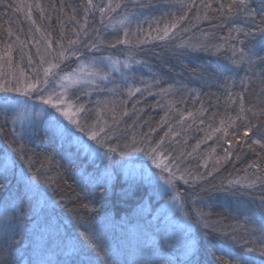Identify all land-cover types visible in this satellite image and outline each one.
Listing matches in <instances>:
<instances>
[{
	"label": "trees",
	"instance_id": "16d2710c",
	"mask_svg": "<svg viewBox=\"0 0 264 264\" xmlns=\"http://www.w3.org/2000/svg\"><path fill=\"white\" fill-rule=\"evenodd\" d=\"M17 2L18 0H4V3L0 4V50L3 49L4 44H13L12 71L17 76L20 75V70H23L22 80H34L36 73L33 69L36 68L42 77V71L38 67L39 56L36 54L35 41H39L43 48L44 38L41 32L36 31V25H39L45 34L50 33L53 48L57 47V41L61 36L66 43L69 39H75L76 33H80L81 45L78 47L79 51L84 53L81 58L83 62H87L92 55L111 56L120 61L129 60L127 68L116 71L104 65H97V69H102V75L104 72L109 73L107 79L99 78L95 85L68 89L69 98L85 105L89 110L86 114H82L84 118L92 123L99 116L101 126H104L103 121H107L105 130L112 134L113 143L117 142L118 137L121 146L125 143L131 146L133 137L137 141L150 137L149 142L137 144L147 151L149 143L155 146L161 138H164L162 149L165 155L168 156L170 153L171 157L179 158L177 162L181 169L190 170L193 175H206L207 172H212L205 181L197 182L194 186V193L206 201V204H198L197 207L202 208L207 214L210 224L220 231L231 232V236L222 239L217 237L215 232H210L209 235L216 241V248L207 250L200 243L203 226H198L201 231L194 235L193 243L199 248L200 254L197 258L200 264H234L233 258L228 255L229 251L239 255L245 251L242 247L245 242L248 248L258 246L261 233L248 230L261 227L259 221L264 217V209L259 207V201L261 196H264V188L258 184L252 190L251 198H245L243 202L247 209L246 214L254 217L256 221L254 224L245 223L243 216L237 214V202L227 199L221 190L222 186H227L229 180H241L245 183L254 179L256 170L249 165L264 160V151L260 146L253 145L255 151L250 150L248 143L251 140L243 136L246 126L245 116L252 123H257L256 117H253L248 109L252 108L258 112L264 108V63L254 59L251 66L247 61L234 64L229 50V44H236L237 48L244 47L247 51L249 47L259 43L261 40L259 33L254 39L246 40L241 35L239 39L245 41L241 45L236 40L235 31H231L237 27L247 30V26L252 21L246 19L244 15L220 17L216 11L220 0H212V7L207 9L204 4H207L208 0H204V4H201V0H195L196 7L188 12L186 20L179 23L176 29L170 30V38L160 40L154 37L162 36L163 32L160 30L166 24L170 27L176 21V17L184 15L186 10L180 6L166 8L163 5L165 3L190 5L192 0H112L114 6L119 4L121 7L107 12L103 18L98 9L88 11L86 29L88 36L85 37L81 25L84 23L85 9L88 7L87 0H23L24 3L33 5L31 17L36 21V25L26 18V9L15 12L14 9L5 7L6 4L15 5ZM262 2L264 0H248L258 27L264 26L260 24L261 17L264 16ZM37 3L44 8L43 15L34 6ZM107 3L108 0H93V4L97 6ZM149 3L153 5L150 8L147 7ZM141 4L145 7H139ZM172 13H175V16ZM205 13L209 16L208 20L203 19ZM197 15L200 17L199 20ZM125 17L128 20L125 25H121L119 21ZM9 27L14 33L11 39L7 36ZM124 27H127V39L130 43L116 44L115 48L110 47L117 39H124ZM184 29L188 30L184 31ZM230 31L229 40L227 38ZM16 35L26 43V47L18 42L14 43ZM138 40H143L144 43H137ZM89 41L97 43L99 51L83 47ZM201 43L221 47L219 51L211 47L206 51L188 47ZM181 44L185 47L181 48ZM258 54L264 56V50L259 51ZM29 55L32 57L31 64L28 62ZM130 58H134L136 62H132ZM139 61L145 63H137ZM0 63L4 62L0 61ZM79 63L80 61L75 57L65 60L60 64V73H65L68 69L72 71ZM2 71L9 73L6 63ZM8 79H11V74ZM136 88L141 91L129 95V89L134 91ZM241 94L245 107L241 119L236 120L235 124L228 128L226 138L222 132L213 133V129L220 127L221 119L227 120L228 117L237 116ZM188 113H192V117H188ZM13 115L11 112L7 115L0 113V129H2L0 148L8 144L13 148L17 147V138L13 129L16 133L23 134V129L29 125L27 119L21 127L17 120L13 123ZM33 119L37 118L33 116L31 120ZM261 123H264V120H261ZM225 126L227 127V124ZM234 131L235 138L232 135ZM260 131L264 132V128ZM208 136L212 138L207 139ZM249 136L251 137L252 134L250 133ZM50 137V133L45 135L38 128L36 135L30 140L26 137L23 144L32 159L33 170L41 171V182L45 177L50 178L52 188L49 192L59 203L62 222L68 224L71 221L69 227L80 233L86 231L89 226L101 227L103 221V246L92 255L104 257L108 251L116 250L120 264H145L140 255L132 253L136 245H139L133 230L143 231L154 248L162 243L161 234L148 228V223L149 221L155 223L153 216L159 214L156 210L168 198H149L146 187L141 188L134 195H125L123 190L127 189L128 184L123 172L117 173L106 195L101 194L97 189L94 196L85 198V190L91 191V188L86 189L84 181L77 172L83 160L76 159L74 163H70L68 158H62L58 154L62 151L57 146L58 141ZM225 139H230L233 143L228 145ZM225 148L232 153L226 161L223 159ZM212 149L215 151L213 152ZM189 153L191 155H188ZM133 155L138 158L135 160L138 165L148 160L143 153ZM114 158L129 159L120 158L118 154ZM205 163L207 168L204 167ZM261 168H264V163H261ZM87 171L93 172L94 168L89 165ZM10 187V184L0 187V200L9 194ZM189 187L188 185L182 188L181 192L188 193ZM90 200L91 206L96 208L95 213L83 208V205L88 204ZM141 205H144L143 218L138 219L141 215ZM186 208L191 214L190 197ZM80 224L84 227H80ZM16 239H21V236H17ZM28 243L25 237L24 245L19 251L13 248L0 252V260H4L5 264H17V261L28 264L29 258L32 257L30 249L25 252ZM249 254L259 257L258 252ZM51 258L54 260L56 257Z\"/></svg>",
	"mask_w": 264,
	"mask_h": 264
},
{
	"label": "snow or ice",
	"instance_id": "6c2138e0",
	"mask_svg": "<svg viewBox=\"0 0 264 264\" xmlns=\"http://www.w3.org/2000/svg\"><path fill=\"white\" fill-rule=\"evenodd\" d=\"M3 3L4 0H0V4ZM201 4H204V0H201ZM34 6L43 15L44 8L38 3ZM87 6L84 23L81 25L85 37L88 36L86 31L87 13L90 9H98L103 18L107 12L115 11L116 8L121 7L119 4L114 6L112 0H108V3L102 6L93 4V0H87ZM152 6L150 3L147 5L149 8ZM176 6L186 9L184 15L176 17V21L170 27L166 24L160 30L163 35L154 37V39L164 40L169 37L170 30L176 29L179 23L184 22L188 12L196 7V4L195 0H192L190 5L172 3L163 5L166 8ZM5 7L14 9L15 12L26 9V18L31 20L33 25H36V21L31 17L32 4L18 0L15 5L6 4ZM139 7L143 8L145 5L141 4ZM204 7L206 9L211 8L212 0H208ZM261 8H264V2H262ZM216 11L220 14V17L244 15L246 19L252 21L247 26V30L240 27L231 30L235 31L236 40L239 44L243 45L245 42L239 39L241 35L244 36L245 40L254 39L257 33L261 36L259 43L249 47L247 51L244 47L237 48L236 44H229V50L233 58L232 62L238 64L247 61L251 66L255 59L264 63V56L258 54L259 51L264 50V26L258 27L256 25L255 16L249 7L248 0H227V2L220 0ZM172 15L175 16V13H172ZM199 19L200 17L197 15V20ZM203 19H209L207 13H205ZM127 20L128 18L125 17L119 23L125 25ZM260 24L264 25V16L261 17ZM187 30L184 29V31ZM36 31L41 32L44 38L43 48L39 41H35L36 54L39 56L38 67L42 71V77L34 68L33 72L36 73V78L28 81L22 80L23 70H20L19 76L12 71L13 44H4L3 49L0 50V61L6 63L9 68V73L2 71L4 63H0V113L5 115L10 112L13 113V123H15L16 120L21 119L23 114L21 110L27 112L31 108L33 109L32 115L37 118L30 120L28 127L23 129V134L16 133L13 129L14 136L17 138V147L13 148L11 144H8L0 148V187L5 184L11 185L9 194L0 200V233H2L0 252L13 248L19 251L24 245V238L27 237L29 243L25 252L30 249L32 253L28 264H120L116 250L108 251L104 257H94L92 255L103 246V221H101V227L89 226L86 231L80 233L69 227L71 221L68 224L62 222L59 203L49 192V189L52 188L50 178L45 177L41 182V171L33 170L32 159L28 156L23 144L24 139L27 137L30 140L32 136L36 135V130L39 128L45 135L50 133V138L54 137L58 141L57 146L62 149L58 154L62 158H68L70 163H74L76 159L83 160V164L77 169V172L84 181L86 189L91 188V191L85 190V198L94 196L97 189L100 190L101 194L106 195L111 189L112 182L118 172L124 173L128 184L127 189L123 190L125 195H134L141 188L146 187L149 198H168L156 210L159 214L153 216L155 223L152 221L148 223V228L157 234H161L162 240V243H159L154 249L149 264H200V260L197 258L200 254L199 248L193 243L194 235L201 231L198 226H203L200 243L207 250L216 248V241L209 235L210 232H215L216 236L222 239L231 236V232L220 231L213 224H210L207 214L203 212L202 208L197 207L198 204H206V201L194 193V186L197 182L205 181L207 176L212 175V172L209 171L206 175H193L190 170L181 169L180 164L177 162L179 158L171 157L170 153L168 156L165 155L162 149L164 138H161L155 146L149 143L147 151L145 148L138 147L137 144L149 142L150 137L142 138L140 141L133 137L131 146L128 143L121 146L118 137L116 138L117 142L113 143L112 134L105 130L107 121H103L104 126H101L98 116L95 122L89 123L82 115L89 110L86 109L85 105L70 99L68 89L77 86L95 85L97 77L101 80L107 79L109 73L104 72L102 75V69H97V65L115 68L121 64L129 65V60L120 61L118 58L113 59L111 56L96 57L92 55L87 62H83L81 58L84 53L80 52L78 47L81 45L80 33H76V38L69 39L66 43L63 36H61L57 41V47L53 48L50 33L45 34L39 25H36ZM231 31L227 38L229 40L231 39ZM7 36L9 39L14 36L10 27L7 29ZM127 37L128 30L127 27H124V39H117L115 44L110 45V47L115 48L116 44H129L130 41ZM15 42L26 47V43L20 39L19 35L15 36ZM137 43L142 44L144 41L138 40ZM83 47L99 51L98 44L95 42L89 41ZM180 47L184 48L185 45L181 44ZM188 47L203 51L209 50L211 47L219 51L221 46H209L201 43L199 45H188ZM73 57L80 61L78 67L72 72L61 75L60 64ZM130 59L132 62H136L134 58ZM28 62L29 64L32 63L31 55L28 57ZM137 63L145 62L139 61ZM85 69H91L87 72V79H85ZM9 74H11V79H8ZM140 91L139 88L134 89V91L129 89V95ZM35 101H39V103L37 104ZM35 109H38V111ZM248 111L253 117H256L257 123H252L245 116L246 126L243 130V136L251 140L248 143L250 150L255 151L253 145H258L264 151V132L260 131L264 128V123H261V120H264V108H261L258 112L252 108H249ZM244 112L243 94H241L237 116L235 118L228 117L227 120L221 119L220 127L213 129V133L222 132V135L226 138L228 128L232 127L236 120L241 119ZM188 117H192V113H188ZM181 119L183 120V117ZM201 123H203V120H201ZM250 133L252 134L251 137L249 136ZM165 135L167 136L168 133ZM232 135L235 138V131ZM211 138V136L207 137V139ZM225 142L228 145L233 143L230 139H225ZM197 147H199V144H197ZM212 151L214 152L215 149H212ZM224 151L225 156L223 159L226 161L232 153L228 148H225ZM134 153H143L148 160L137 165L135 160L138 158L133 155ZM117 154L120 158L128 157L129 159L114 158L117 157ZM188 155H191V153ZM97 160H99V164H97ZM148 161H151V163ZM261 163H264V160ZM261 163L253 162L249 165L258 174H254V179L245 183H242L241 180H229L227 186L221 188L227 199L237 202V214L243 216L246 224L256 223L253 216L246 214L247 209H245L243 202L245 198H251L252 190L258 184L261 188H264V168H261ZM89 165L94 168L93 172L87 171ZM204 167L207 168V163ZM215 170L214 168L213 171ZM178 180H182L185 185L190 186L188 193L179 191L177 188ZM189 197L192 207L191 214L186 208ZM259 207L264 209V196L260 198ZM83 208L93 213L96 212V208L91 206V200L88 204H84ZM140 211L141 215L138 219L143 218L144 205L140 206ZM177 213L179 214L177 215ZM259 223L261 225L259 229L248 230L253 233L256 231L261 233L259 245L248 248L245 242L242 245L245 251H242L239 255L229 251L228 255L233 258L234 264H264V217L261 218ZM29 224H31V228H29ZM79 226L84 227L83 224ZM17 236H21V239H16ZM217 250L223 251V249ZM251 252H258L259 257L251 256L249 254ZM52 256L56 258L53 260ZM0 264H5V261L0 260ZM17 264H21V261H17Z\"/></svg>",
	"mask_w": 264,
	"mask_h": 264
},
{
	"label": "rangeland",
	"instance_id": "374dc122",
	"mask_svg": "<svg viewBox=\"0 0 264 264\" xmlns=\"http://www.w3.org/2000/svg\"><path fill=\"white\" fill-rule=\"evenodd\" d=\"M127 66L128 65L121 64V65H117L115 68H112L111 66H108V68H110V70L116 71V70H119L120 68H127ZM75 69H73V70H75ZM72 71L70 69H68L65 71V73L66 72H72ZM88 71H90V69H85V79L88 78L87 77ZM61 75H63V73H61ZM98 79L99 78L97 77L96 80H98ZM35 103L38 104L39 101H35ZM21 112L23 113L21 116V119L17 120V123L20 127L24 124L26 119L29 120V122H30L31 118L33 117V115H32L33 109L29 108V110L27 112H24L23 110H21ZM25 124H27V123H25ZM152 167L155 168L154 165H152ZM133 171H135V170H133ZM186 186H188V185H185L182 180L177 181V188L179 189L180 192H181V189L186 187ZM178 214L179 213H177V215ZM133 233H134L135 238H137L136 241H137V243H139V245H136L137 247L135 250H133L132 253L135 252L137 255H140L139 257L143 260V263L149 264V261L151 260V257L153 254V251L155 249L154 246L147 240V237L144 236L145 233L143 231L133 230Z\"/></svg>",
	"mask_w": 264,
	"mask_h": 264
}]
</instances>
